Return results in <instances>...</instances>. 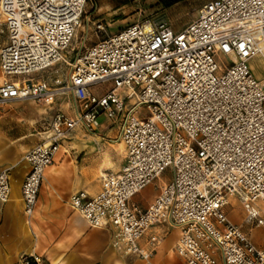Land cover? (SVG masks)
<instances>
[{"label":"built area","instance_id":"obj_1","mask_svg":"<svg viewBox=\"0 0 264 264\" xmlns=\"http://www.w3.org/2000/svg\"><path fill=\"white\" fill-rule=\"evenodd\" d=\"M89 0H0V71L21 76L0 83V107L71 97L75 116H52L45 139L25 152L29 169L21 185L23 209L31 215L44 170L70 131L82 124L94 132L98 118L118 119L127 163L102 176L94 197L84 191L70 204L94 227L109 225L114 245L143 259L138 240L155 223L177 227L175 254L186 264H264V250L225 216L228 196L262 223L250 205H264V86L248 67L264 59V0H209L182 29L164 19H144L86 46V36L68 60ZM90 13L85 22H90ZM97 32L104 25L95 23ZM229 64L221 67L215 57ZM64 81L39 82L31 74L57 65ZM109 83L99 94L93 87ZM49 102V103H50ZM131 105L129 106V104ZM145 107V112H140ZM140 112V113H139ZM170 168L146 208L133 196ZM9 168L0 171V202L9 198ZM154 247V242L151 241ZM20 264H45L24 254Z\"/></svg>","mask_w":264,"mask_h":264},{"label":"crops","instance_id":"obj_2","mask_svg":"<svg viewBox=\"0 0 264 264\" xmlns=\"http://www.w3.org/2000/svg\"><path fill=\"white\" fill-rule=\"evenodd\" d=\"M96 10L101 13L107 8L98 5ZM34 79L45 81L41 77ZM65 96L54 99L63 103L53 115L61 111L74 117L72 99ZM30 105L31 112L12 110L10 105L0 107V171L9 168L10 184L7 202H0V264H20L24 254L38 255L45 264H186L174 252L179 229L167 223L153 224L138 240L141 250L150 252L143 259L125 253L122 245L115 246V232L109 225L91 226L70 204L71 195L78 191L96 196L102 189V176L119 173L127 163L124 144L113 140L119 132L118 119L101 115L94 132L76 125L44 170L32 214L24 213L21 185L29 167L23 156L47 136L51 120L41 129L37 123L54 109L50 103ZM102 117L105 121L101 122ZM146 189L133 196L130 203L146 208L156 195L142 205L135 201Z\"/></svg>","mask_w":264,"mask_h":264},{"label":"rangeland","instance_id":"obj_3","mask_svg":"<svg viewBox=\"0 0 264 264\" xmlns=\"http://www.w3.org/2000/svg\"><path fill=\"white\" fill-rule=\"evenodd\" d=\"M209 0H184L174 4L171 7H163L158 0H89L85 7V15L81 18V26L77 28L76 34L72 40L71 45L64 51L66 59L71 60L75 56L76 50L79 49L83 38L86 36L85 45H91L93 42L105 37L108 34H113L116 31L124 28L125 26L142 21L144 19H158L164 18L173 28V30H180L185 27L195 16L197 9ZM106 6L107 11L102 10L98 13L96 6ZM90 13V22H85V16ZM101 23L104 25V31L97 32L95 29V23ZM5 40V35H0V44ZM217 63L224 67L229 64V59L223 55H217L215 57ZM248 67L253 77L260 81L264 86V59L257 55L252 57L248 62ZM69 67L66 64L57 65L55 68L49 69L42 74H31V77H41L43 80L49 83H53L56 79L64 81L68 75ZM24 77L21 76H4L0 71V83L4 80H19ZM50 85V84H49ZM52 86V85H51ZM109 83H102L93 87V91H97L99 94L104 93ZM58 97V96H57ZM50 102L49 98L44 103H36L33 101L14 102L9 106V109L17 111L31 112L30 103H36L39 105H50L54 107L50 112L45 115V118L37 123L41 129L42 124L47 127L48 122L52 119L53 112L56 108L60 107L63 100H54ZM62 97H66L65 95ZM67 101V99H65ZM131 103L129 104V106ZM44 109V108H43ZM48 111V110H47ZM140 112H145V107H142ZM139 112V113H140ZM51 118V119H50ZM101 122L105 121L102 118ZM37 127V125H36ZM114 141H119L117 136L114 137ZM171 169L167 168L164 173L156 179L150 186L144 190V194H138L135 197V201L138 205H142L144 201L153 198L163 186L165 182L170 179ZM228 202L223 208V212L226 218L233 224H236L246 234L248 240L257 249L264 250V205L260 200L251 202V206L257 211V216L262 220V223L257 224L255 221H247V210L244 208L240 200L235 196H228ZM165 226V225H164ZM172 235V234H171Z\"/></svg>","mask_w":264,"mask_h":264},{"label":"trees","instance_id":"obj_4","mask_svg":"<svg viewBox=\"0 0 264 264\" xmlns=\"http://www.w3.org/2000/svg\"><path fill=\"white\" fill-rule=\"evenodd\" d=\"M158 1L163 7L168 8L184 0H158Z\"/></svg>","mask_w":264,"mask_h":264},{"label":"bare ground","instance_id":"obj_5","mask_svg":"<svg viewBox=\"0 0 264 264\" xmlns=\"http://www.w3.org/2000/svg\"><path fill=\"white\" fill-rule=\"evenodd\" d=\"M39 82H42V81H39ZM174 228L178 229L177 227H174Z\"/></svg>","mask_w":264,"mask_h":264}]
</instances>
